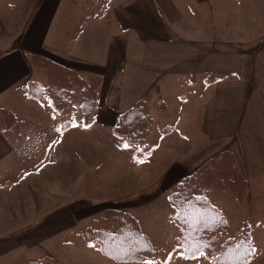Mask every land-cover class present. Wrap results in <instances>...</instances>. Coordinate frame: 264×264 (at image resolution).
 <instances>
[{
    "label": "crops",
    "instance_id": "obj_1",
    "mask_svg": "<svg viewBox=\"0 0 264 264\" xmlns=\"http://www.w3.org/2000/svg\"><path fill=\"white\" fill-rule=\"evenodd\" d=\"M30 55L87 80L102 77L95 116L84 121L91 132L85 138L72 131L74 124L60 129L65 122L55 115L61 111L49 100L28 96L29 82L43 70L33 67ZM142 99L152 116L146 145L153 152L145 160L115 131L120 114ZM2 109L13 112L11 124ZM72 136L112 164L97 183L100 189L127 182L134 191L80 200L77 211L45 208V221L27 215L28 200L0 197V264L34 260L28 257L34 247L79 219L100 215L104 206L131 212L169 200L186 175L223 150L236 155L250 197L252 183L264 182V0H0V174L15 176L20 164L30 170L39 162L46 176L50 156L60 169L63 143ZM19 176L6 184L13 190L23 185ZM13 207L25 226L13 225ZM248 207L252 211V203ZM33 220L46 223L33 226ZM69 238L52 249L55 258L68 254Z\"/></svg>",
    "mask_w": 264,
    "mask_h": 264
},
{
    "label": "trees",
    "instance_id": "obj_2",
    "mask_svg": "<svg viewBox=\"0 0 264 264\" xmlns=\"http://www.w3.org/2000/svg\"><path fill=\"white\" fill-rule=\"evenodd\" d=\"M30 62L34 68L43 69L48 78L46 85L37 80L29 82L27 94L31 99L39 102L49 100L56 111H62L73 107L79 94L84 121H92L103 85L101 76H92L87 80L77 70L40 55H30ZM1 113L10 124L15 119L11 110L2 109ZM71 124L72 121H67L60 129L69 128ZM151 129L148 101L142 99L120 114L115 131L129 145L138 148L137 159L145 160L153 152L146 145ZM207 188L230 190L236 202L245 203L249 182L234 152L227 149L209 157L186 175L169 194L175 208L169 217L177 227L172 241L175 251L179 254L183 252L185 256L203 251L204 255L198 257L207 259L211 264H240L241 261L251 264L257 250L253 255H247L250 248H255L250 226L246 221L238 232L230 234V223L223 210L207 196ZM84 234L88 241L98 244L106 257L119 263H145L165 253V247L145 233L136 216L125 209H106L101 216L92 220ZM238 244L241 245L239 248ZM20 264L42 262L29 260Z\"/></svg>",
    "mask_w": 264,
    "mask_h": 264
},
{
    "label": "rangeland",
    "instance_id": "obj_3",
    "mask_svg": "<svg viewBox=\"0 0 264 264\" xmlns=\"http://www.w3.org/2000/svg\"><path fill=\"white\" fill-rule=\"evenodd\" d=\"M34 80H38L43 84H46L48 81L46 72L43 70L40 71ZM47 103L51 102L48 101ZM80 104L81 96L78 95L76 100L74 101L72 108L57 112L55 117L57 116V120L62 123L66 121H72L74 124L72 131H75L74 133L77 136L82 135L85 138L91 132L84 123V117L82 112L80 111ZM63 144V149L65 150V152H67V154L65 157L61 158V162L56 158V160L60 162V169L58 168V164L56 165V167H52V156L48 158L50 162L49 170H46L48 171L46 176H42V174L44 173V169H42L41 166L37 165L39 162H35V166L30 170H25L28 166H22L20 164L17 167L19 171L17 172V174H15V176L20 175L17 181L20 182L24 180V182H26L23 185H16L14 190L13 187H9L6 184V181L9 178L13 180V177L15 176H13V173L10 174L9 172L1 170L3 174H0V197L4 199L18 197L23 201L28 200V206L23 207L24 209H28L27 215H29V212L31 211L34 213L35 217L36 215L39 216V220L44 219L43 221H45V218H47V216L40 215L41 211L45 210V208H51L50 210L55 211L66 206H70L73 211H77L79 210L77 202L80 200L90 198V200H92L93 202H100L102 198H113L115 197V194H126L134 191V189L131 187V184H128L127 182H125L123 188L118 189L115 184L109 183L107 188L100 189L97 183L100 181V178L105 176L106 167L109 169L112 164L108 163V160L106 158L103 161L101 158H99L101 154L99 153L98 149H95V151L98 153L97 155L95 153H91L84 147V143L82 144L75 141L73 136L68 137ZM47 160L41 159L40 161L45 163ZM76 163H78V167H76ZM199 166L200 164L196 168H198ZM0 169H4V166L0 167ZM21 169H24L23 174H20ZM108 174H110V172H108ZM118 174L119 173H117V175ZM22 175H24V179ZM40 176H42V180H40ZM115 178L116 175H114V179ZM263 184L264 182L259 181L252 183L251 196H247L248 199H246L243 206L242 204L236 202L230 190L210 188L206 189L207 196L211 198V201L215 205L223 210L227 219H229L230 234L234 235L236 232H238V230H240L247 221L250 229L252 230L251 232L253 235L255 248L257 250V256L251 264H264ZM15 194H18V196H15ZM95 198H97L98 200L96 201ZM133 199H135L134 201L138 200L137 198H132L129 201L134 202ZM43 203H47L48 207L46 206V204H44L43 209ZM251 203L253 205L252 211L248 207V205H250ZM158 204H160V206H156ZM158 204L156 203L148 207H145L144 205H136L134 208H132L131 211L138 219L141 228L147 234H149L151 238L158 243V245L165 247V253L155 258H151L150 260H154L158 262V264H162V262L166 260L167 264H211L210 261L202 257H197L195 259H186L181 254L175 251V247L172 244V241L177 234V227L169 218V214L173 212L175 208L172 204H170L169 200H165V198L160 199V203ZM254 204L256 205L254 206ZM109 208L114 207L104 206L102 209L103 211L100 215L96 214L93 215L94 217L92 218L79 219L76 226L70 227L69 229H67V232L63 233L62 231L59 235L49 237V239L46 241L48 242L47 244H42L38 247H34L31 250V253H29L30 256L28 257L34 258V260H38L40 255L43 254L42 257H40L42 264H66L65 262H67L68 260L75 264H78L79 262L81 264H118L110 258L105 257L99 250L100 248L97 243H87V241L84 240L85 237L83 234L85 228L91 226L92 220L101 216L105 212V210ZM21 209L22 206H20L19 210ZM147 209H149V211ZM13 210L15 211L13 213V225L17 227L21 225L25 226V223H22L25 217L19 220L16 217V207H13ZM43 221L38 222L36 220H33V223L29 224H33V226H36L39 223H46ZM66 238H69V241L72 242V246L67 250L68 254L65 255L62 253L61 256L63 258H55L54 255L51 254L52 249L59 242V245H63L62 241ZM41 251L43 253H41ZM170 254L171 258L169 259ZM48 258L54 259L56 263H52L53 260L50 261ZM20 262L22 261H19L18 263L20 264Z\"/></svg>",
    "mask_w": 264,
    "mask_h": 264
},
{
    "label": "snow or ice",
    "instance_id": "obj_4",
    "mask_svg": "<svg viewBox=\"0 0 264 264\" xmlns=\"http://www.w3.org/2000/svg\"><path fill=\"white\" fill-rule=\"evenodd\" d=\"M57 131H59V129H57ZM129 145L128 144H125L124 147L127 148ZM244 242L242 241L241 244H243ZM249 243H250V240H249ZM241 245H237V248H239ZM205 247H207V245H205ZM256 249L255 248H250L247 255L248 256H251L255 253ZM182 256H184V258L186 259H195L197 258L198 256H203L204 255V252L203 251H199L198 253H192L190 256H185L184 253L182 252L181 253ZM171 258V254L169 256V259ZM145 264H158V262L154 261V260H148L145 262ZM162 264H167V260L162 262ZM240 264H250L249 261H241Z\"/></svg>",
    "mask_w": 264,
    "mask_h": 264
}]
</instances>
